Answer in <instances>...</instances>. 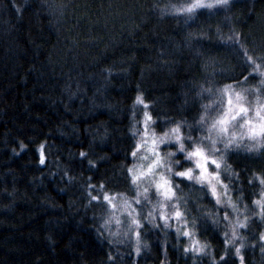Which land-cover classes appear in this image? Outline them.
<instances>
[{"label":"trees","instance_id":"obj_1","mask_svg":"<svg viewBox=\"0 0 264 264\" xmlns=\"http://www.w3.org/2000/svg\"><path fill=\"white\" fill-rule=\"evenodd\" d=\"M46 2L51 9L43 7L45 0H0V264H107L109 245L95 231L103 206L87 205L83 185L88 176L92 183L106 180L124 160L137 84L154 102L155 108L149 107L154 116L156 109L160 115H178L182 93L189 99L193 95L189 81L213 79L215 71L216 83H227L219 70L231 65L239 71L238 59L230 49L214 47L197 35L208 25H221L230 34L224 25L227 13L202 10L187 25L179 16L161 14L164 6L184 0ZM253 4L257 18L244 23ZM231 16L237 29L249 34L250 47L253 39L264 42V0L237 3ZM257 80L250 77L242 87ZM135 111L142 110L137 106ZM193 111L191 103L183 109L189 118ZM157 131H162L159 124ZM20 141L27 146L23 151ZM43 141L46 166L38 163L36 151ZM81 149L90 152L87 159H111L89 171L87 159L78 155ZM245 162L257 170L264 167V160ZM184 191L189 192L187 185ZM190 194L196 197L199 189ZM198 202L212 203L207 198ZM146 239L152 244L146 264H159L154 236ZM201 239L217 252L222 247L211 226ZM169 240L175 242L172 234ZM119 247L128 251L127 244ZM168 253L172 264H191L171 248ZM246 255L264 264L259 249ZM118 264L131 261L124 257Z\"/></svg>","mask_w":264,"mask_h":264},{"label":"snow or ice","instance_id":"obj_2","mask_svg":"<svg viewBox=\"0 0 264 264\" xmlns=\"http://www.w3.org/2000/svg\"><path fill=\"white\" fill-rule=\"evenodd\" d=\"M242 2L184 0L162 9L161 14L179 16L186 25L196 22L202 10H209L210 15L227 13L224 25L230 34H224L221 25H208L207 31L197 35L214 47L230 49L238 59L239 71L231 65L220 69L227 83L217 84L215 71L213 79L189 81L193 95L189 99L186 92L182 93L185 99L177 108L178 115H160L161 110L156 109L154 116L149 111L150 106L155 108L154 102L145 98L137 84L129 116V143L122 150L124 160L106 180L92 183L94 178L88 176L83 185L87 205L103 206L95 231L109 245L107 264H118L124 257L131 264H146L152 249L146 239L149 235L160 249L159 264H172L169 248L190 259L191 264H203L205 259L207 264H255L246 253L256 249L264 257V167L257 170L245 162L264 160V42L256 44L253 39L250 47L246 43L249 34L238 30L233 22L232 8ZM43 7L52 6L45 0ZM36 15L39 17V10ZM255 18L253 4L243 22ZM192 36L190 33L187 38ZM103 71L111 74L112 69ZM253 76L258 77L256 84L242 87ZM190 103L194 108L191 118L183 112ZM137 106L143 109L139 113ZM157 124L162 131H157ZM46 145L43 141L36 149L38 163L44 166L48 160ZM19 147L23 151L27 146L20 141ZM78 155L87 159L90 152L81 149ZM110 159L107 155L87 159L88 170H98V162ZM64 175L73 180L67 170ZM184 185L189 192L184 191ZM195 189L199 194L193 197L190 193ZM206 198L211 200V207L198 202ZM209 226L222 240L219 252L207 239H201ZM123 244L128 245L126 253L120 250Z\"/></svg>","mask_w":264,"mask_h":264},{"label":"rangeland","instance_id":"obj_3","mask_svg":"<svg viewBox=\"0 0 264 264\" xmlns=\"http://www.w3.org/2000/svg\"><path fill=\"white\" fill-rule=\"evenodd\" d=\"M141 110H143L142 108H140Z\"/></svg>","mask_w":264,"mask_h":264}]
</instances>
